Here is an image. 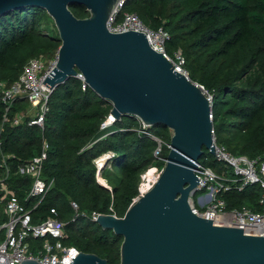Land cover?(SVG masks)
<instances>
[{"label":"trees","instance_id":"obj_1","mask_svg":"<svg viewBox=\"0 0 264 264\" xmlns=\"http://www.w3.org/2000/svg\"><path fill=\"white\" fill-rule=\"evenodd\" d=\"M70 8L79 18L90 15L84 5ZM122 12L137 13L152 29L163 27L170 33L168 53L181 50L189 77L213 97L216 143L233 155L264 156V0H125ZM60 46L54 20L41 7L26 6L0 15V81L14 82L29 59L39 55L53 59ZM82 86L75 76L51 92L43 129L28 125L27 117L23 123H13L16 114L29 109L26 99L15 102L10 120L3 123L0 100V153L12 156L9 162L15 169L17 161L40 154L46 140L43 175L54 184L35 208L26 203L33 221L55 216L54 208L65 223V245L95 253L108 264H120L123 238L103 229L91 213L125 215L138 195L142 173L158 164L164 167L172 131L164 125L144 130L141 121L130 115L102 130L112 105L88 85ZM159 144L162 150L157 157ZM108 151L114 152L109 164L117 179L101 171L109 184L105 186L97 179L95 159ZM200 162L218 173L227 169L205 148ZM12 185L25 204L29 178L14 175ZM261 191L255 183L241 191L222 192L220 197L228 208L260 210Z\"/></svg>","mask_w":264,"mask_h":264},{"label":"water","instance_id":"obj_2","mask_svg":"<svg viewBox=\"0 0 264 264\" xmlns=\"http://www.w3.org/2000/svg\"><path fill=\"white\" fill-rule=\"evenodd\" d=\"M120 1L0 0V15L37 6L54 20L61 46L43 82L52 91L82 73L84 84L111 103L117 119L130 115L148 127L164 125L172 131L166 163L153 187L123 217L101 214L93 221L123 238L120 264H264V235L216 225L193 212L190 197L199 191L195 169L204 148L216 154L212 98L201 84L175 71L144 33L108 29ZM72 5L86 6L90 15L77 17ZM20 264L44 263L28 259ZM69 264L108 262L80 251Z\"/></svg>","mask_w":264,"mask_h":264},{"label":"built area","instance_id":"obj_3","mask_svg":"<svg viewBox=\"0 0 264 264\" xmlns=\"http://www.w3.org/2000/svg\"><path fill=\"white\" fill-rule=\"evenodd\" d=\"M124 3L125 0L119 2L107 23L108 29L112 33L130 30L144 33L150 46L163 53L172 62L175 71L189 76L182 51L177 50L172 55L167 51V42L171 38L170 33L163 27L152 29L137 13L122 12L121 14ZM56 64L57 56L50 60H46L42 55L35 56L29 59L14 82L8 84L6 81H0V100L4 105L3 123L10 120L9 112L15 102L18 99H26L30 103L29 109L24 114H16L13 123L17 125L23 123L27 117L28 125L44 128L45 116L49 110L48 100L52 90L43 82ZM77 77L83 81L82 87L85 89L87 84H84L83 74L78 73ZM201 86L204 88L203 85ZM207 95L209 98H213L210 94ZM116 119L110 113L102 122L101 129H108ZM141 126L144 130L148 127L142 121ZM213 135L215 138L214 132ZM48 148L49 143L44 140L42 152L31 158L17 161L15 169L9 162L12 156L0 153V264H20L23 260L28 259H35L44 264H56L57 261L69 264L80 253L78 248L64 244L63 241L67 237L65 223L56 217V209H51V213L55 216H49L41 222L36 223L32 218L31 203L35 208L54 184L53 179L48 180L43 175ZM161 150V144H159L155 151L157 157H160ZM215 152L217 155L214 154V156L223 162L227 169L218 173L212 167L201 162L198 163L195 172L199 177L198 188L202 193L196 200L194 196L190 197L193 212L198 216L212 220L216 225L241 228L249 235H264V156L251 158L247 155H233L224 146L217 143ZM108 153H112L114 156L113 151H108ZM109 156L103 160H99V157L95 159L99 170L103 161ZM153 169L154 173L150 177L148 173ZM162 170L163 168L153 166L142 174L139 192L133 201L153 187ZM14 175L28 177L30 180L25 204L12 185ZM255 183H258L262 190L259 199L260 210L246 206L228 208L226 201L220 197L222 192L241 191L246 186ZM26 203H30V205L27 206ZM71 204L78 211V204L74 201ZM110 210L113 211V207H110ZM101 214L104 213L93 211L90 218L97 220ZM109 214L117 216L115 213Z\"/></svg>","mask_w":264,"mask_h":264},{"label":"rangeland","instance_id":"obj_4","mask_svg":"<svg viewBox=\"0 0 264 264\" xmlns=\"http://www.w3.org/2000/svg\"><path fill=\"white\" fill-rule=\"evenodd\" d=\"M113 158V154L111 153L110 154V156H109V158L108 159H106L105 161H103V164H102V169H101V171H103L104 170V173H108V174H110L112 177L114 176L115 177V179H117L116 178V176H115V173H114V169H113V167L112 166H110V164H109V161L111 160ZM159 166L158 167H161L162 165L161 164H158ZM153 167V166H152ZM163 167V166H162ZM151 168V167H150ZM147 171V170H146ZM143 174V173H142ZM142 176V175H141ZM97 179H98V181L101 183V184H103V185H105V186H109V184H108V182H107V180H106V177H104L103 175H102V172L98 175L97 174ZM141 183V179H140V182H139V184Z\"/></svg>","mask_w":264,"mask_h":264},{"label":"bare ground","instance_id":"obj_5","mask_svg":"<svg viewBox=\"0 0 264 264\" xmlns=\"http://www.w3.org/2000/svg\"><path fill=\"white\" fill-rule=\"evenodd\" d=\"M109 155H110L109 153H105V154H103L101 157H99V160H103V159H105L106 157H108ZM153 173H154V169H153V170H150L149 173H148V175H149L150 177H152Z\"/></svg>","mask_w":264,"mask_h":264}]
</instances>
